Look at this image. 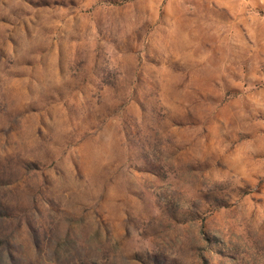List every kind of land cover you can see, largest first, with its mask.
I'll return each instance as SVG.
<instances>
[{
    "label": "rangeland",
    "instance_id": "374dc122",
    "mask_svg": "<svg viewBox=\"0 0 264 264\" xmlns=\"http://www.w3.org/2000/svg\"><path fill=\"white\" fill-rule=\"evenodd\" d=\"M0 264H264V0H0Z\"/></svg>",
    "mask_w": 264,
    "mask_h": 264
}]
</instances>
